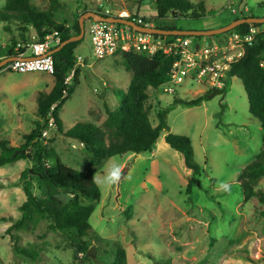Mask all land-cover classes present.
<instances>
[{"label":"rangeland","instance_id":"1","mask_svg":"<svg viewBox=\"0 0 264 264\" xmlns=\"http://www.w3.org/2000/svg\"><path fill=\"white\" fill-rule=\"evenodd\" d=\"M5 1L0 0V10ZM188 1L194 10L201 2L204 16L180 18L171 12L162 21L169 23L179 18L177 30L212 31L241 16L264 18V0ZM50 3L51 0H30L31 8L37 12L47 11ZM102 10L113 14L127 11L155 21L151 0H57L53 14L56 23L71 27L84 13ZM90 22L84 21L85 35L76 48V55L85 59L80 66L79 84L59 113L65 132L85 122L104 130L105 108H118L119 94L126 93L131 80L120 56L102 60L94 57L87 32ZM7 26L19 41L15 24L0 22L1 48L10 44L11 36L4 30ZM222 39L191 38L196 43ZM52 87V75L0 70V141L7 140L14 148L22 144V135L37 120L38 94L49 93ZM174 90L173 94L163 93L162 88L147 91L149 120L156 126L157 112H165L168 132L190 140L193 161L202 174L191 176L180 155L163 138L151 153L112 157L121 164L123 176L111 187L94 182L100 201L89 218V249L93 248L95 255H79L73 260L68 235L52 231L45 220L30 225L28 230L7 231L21 218L19 206L25 201L22 190L11 184L17 183L28 164L17 161L0 167V183L10 186L0 190V264H114L119 250L125 251V264H264V203L258 195L264 190V177L253 187L248 201L243 199L237 178L264 150V132L248 112L242 83L232 78L226 91L191 107L182 102L216 89L183 83ZM54 128L53 125L49 132ZM48 138L53 140L49 146L62 164L92 177L103 175L109 159L93 164L92 155L77 140L53 134ZM188 181L192 183L189 194ZM221 182L231 186L229 192L218 188ZM33 192L38 195L36 190ZM11 234L19 236V248L35 252L33 261L13 253Z\"/></svg>","mask_w":264,"mask_h":264},{"label":"trees","instance_id":"2","mask_svg":"<svg viewBox=\"0 0 264 264\" xmlns=\"http://www.w3.org/2000/svg\"><path fill=\"white\" fill-rule=\"evenodd\" d=\"M56 1L51 0L50 7L45 12L33 10L30 0L5 1L4 7L0 10V22L7 25L15 24L19 41H16L13 31L8 26L4 27L11 39L9 45L0 47V62L5 58L16 56L14 49L17 44L24 45L31 41L43 42L46 37L56 35L59 43L51 49L53 50L80 33L78 20L71 27L55 22L53 9ZM151 1L155 11V28L159 30H177L176 23L179 18L169 23L162 21L171 12H176L180 18L197 19L204 16V6L201 2L194 10L188 0ZM244 18L250 17L241 16L236 20ZM252 26L263 25L242 24L231 32L246 33ZM30 31L34 32V40L29 34ZM225 36L226 34L211 37L220 40ZM162 37L166 40L173 38ZM82 40L83 38L69 43L51 55L54 64L53 87L49 93L38 94L35 113L37 120L34 122V127L22 135V144L14 148L7 140L0 141V167L12 165L17 161H25L28 164V167L20 173L17 183L11 184V187L22 190L25 201L19 206L21 218L14 221L7 231L10 233L13 230H28L30 225L32 227L40 220H45L52 231L68 235L69 246L73 250V260H76L79 255L87 257L90 247L89 231H91L89 218L95 205L100 201V192L90 174L71 169L61 163L59 156L49 146L53 141L48 138L49 134L77 140L84 151L92 155L93 164L110 157L151 153L159 139L163 138L164 143L180 155L183 166L191 176L198 177L202 174L201 168L193 161L190 140L168 132L165 112H157L156 126H153L149 120L146 107L149 98L147 91L158 90L168 82L170 67L174 61L171 55L162 53H156L152 57L133 53L115 55L120 56L119 60L123 67L131 73V80L126 93L119 94L118 108L113 111L105 108L104 130L85 122L77 123L66 132L63 131L59 113L79 84L80 66L77 65L76 57L80 55H76V48ZM263 59L264 32H261L256 36L253 44L245 45L242 57L232 64L229 80L237 78L242 83L248 112L259 122L264 132V68L260 65ZM227 82L222 90H210L202 97L184 101L182 104L187 107L196 106L204 99L212 98L215 93L226 91ZM98 96L104 97L103 94ZM50 119L55 128L51 133L48 132L46 136H43L42 133L47 130ZM262 144L264 146V135ZM262 177H264V150L238 173V183L244 201L251 198L254 193L253 187ZM7 187L10 186L0 183V190ZM191 188L192 183L188 181L187 194L190 193ZM34 190L38 192V195L34 194ZM258 195L260 202L264 203V190ZM261 216L264 217V213H261ZM11 235L13 253L33 261L37 257L35 252L19 248V236ZM114 264H125L124 250L118 251Z\"/></svg>","mask_w":264,"mask_h":264},{"label":"built area","instance_id":"3","mask_svg":"<svg viewBox=\"0 0 264 264\" xmlns=\"http://www.w3.org/2000/svg\"><path fill=\"white\" fill-rule=\"evenodd\" d=\"M102 11L100 14L104 17L123 19L137 27L155 28L156 25L154 20L134 17L127 11L116 14L109 10ZM87 32L93 55L97 60L123 53L147 57H152L156 53L173 56L174 61L170 67L169 80L160 87L163 89V93L173 94L174 87L183 83L216 90L223 89L229 80L232 64L242 57L245 45L253 44L256 36L264 32V25L252 26L246 33L229 32L221 42L211 41L209 43H196L190 37L183 36L166 40L159 35L138 32L128 24L107 22L91 21ZM34 38L32 37V40ZM58 43V37L52 35L46 37L43 42L31 41L24 45L17 44L14 49L16 59L6 63L3 70L17 74L45 73L52 75L54 64L48 52ZM76 59L77 65L82 66L84 59L81 56H77ZM260 65L264 68V59ZM52 126L53 122L50 119L47 130L42 133L43 136L47 135Z\"/></svg>","mask_w":264,"mask_h":264},{"label":"water","instance_id":"4","mask_svg":"<svg viewBox=\"0 0 264 264\" xmlns=\"http://www.w3.org/2000/svg\"><path fill=\"white\" fill-rule=\"evenodd\" d=\"M91 20L92 22H107V23H118V24H128L133 29H135L138 32L146 33V34H152V35H159V36H166V37H177V36H183V37H211V36H217V35H223L227 34L231 31H233L237 26L242 24H260L264 25V18H244V19H238L230 23L229 25L212 31H181V30H159L156 28H141L135 26V24L125 21L123 19H115L112 17H104L100 13L95 12H86L83 15L79 17L78 23L80 27V33L77 36H72L62 44H60L56 49H53L48 52V55H52L55 52L59 51L62 47L69 43L77 42L81 40L84 36V21ZM16 59L13 57H8L0 62V69L8 62L13 61ZM87 255L90 257H94L95 252L93 248L88 249Z\"/></svg>","mask_w":264,"mask_h":264},{"label":"clouds","instance_id":"5","mask_svg":"<svg viewBox=\"0 0 264 264\" xmlns=\"http://www.w3.org/2000/svg\"><path fill=\"white\" fill-rule=\"evenodd\" d=\"M123 176V168L120 163H118L114 158H109L104 166V173L102 176H93V180L98 185L104 186H115L117 185ZM230 185L226 182H221L218 184V188L224 192L230 191Z\"/></svg>","mask_w":264,"mask_h":264},{"label":"crops","instance_id":"6","mask_svg":"<svg viewBox=\"0 0 264 264\" xmlns=\"http://www.w3.org/2000/svg\"><path fill=\"white\" fill-rule=\"evenodd\" d=\"M34 37V35H31V38ZM5 46V45H4ZM3 47V46H2ZM53 78V77H52ZM54 83V82H53ZM25 134V133H24Z\"/></svg>","mask_w":264,"mask_h":264},{"label":"flooded vegetation","instance_id":"7","mask_svg":"<svg viewBox=\"0 0 264 264\" xmlns=\"http://www.w3.org/2000/svg\"><path fill=\"white\" fill-rule=\"evenodd\" d=\"M4 67V66H3ZM3 67H2V69H3Z\"/></svg>","mask_w":264,"mask_h":264}]
</instances>
